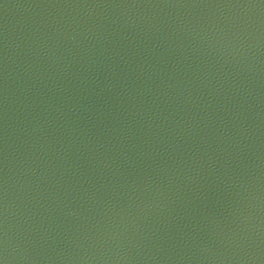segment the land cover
Returning <instances> with one entry per match:
<instances>
[{
  "label": "water",
  "instance_id": "1",
  "mask_svg": "<svg viewBox=\"0 0 264 264\" xmlns=\"http://www.w3.org/2000/svg\"><path fill=\"white\" fill-rule=\"evenodd\" d=\"M0 264H264V0H0Z\"/></svg>",
  "mask_w": 264,
  "mask_h": 264
}]
</instances>
